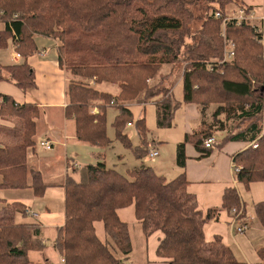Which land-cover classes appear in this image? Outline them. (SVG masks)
I'll return each instance as SVG.
<instances>
[{
  "label": "trees",
  "instance_id": "obj_1",
  "mask_svg": "<svg viewBox=\"0 0 264 264\" xmlns=\"http://www.w3.org/2000/svg\"><path fill=\"white\" fill-rule=\"evenodd\" d=\"M200 27L189 7L192 0H0V49L9 41L22 62L0 64V81L10 80L22 91L35 87V77L27 58L38 48L35 36L57 40V61L71 75L67 84L64 115L75 125L78 141L104 149L111 145L106 133V108L116 109L112 123L116 137L132 147L123 132L132 121L129 105L154 100L156 125L171 127L174 112L181 104H196L200 112L215 105L212 122H201L185 132L176 146V164L184 168L185 146L191 144L201 156L211 152L205 139L219 130V117L236 114V131L226 130L229 139L249 144L233 154L237 183L245 189L264 182V44L252 25H226V34L235 43L231 61L221 62L224 50L220 35L226 6L245 7L241 0H205ZM194 3V1H193ZM182 62V99L173 98L167 78L159 76L163 65ZM116 86L117 93L102 91L100 84ZM99 112L93 114L92 108ZM39 108L34 103L19 104L2 95L0 116L20 123L22 138L17 144L0 147V191L32 188L40 195L45 188L39 171L28 167V153L34 150L35 120ZM243 123V124H242ZM143 147L133 152L140 159L154 140H147L144 117L135 122ZM257 143L253 147L251 143ZM217 144V141L214 143ZM79 182L65 180L64 223L56 247L64 264H128L132 251L128 224L118 211L133 205L134 217L145 236L162 233L157 255L166 264H243L222 237L205 240L204 225L216 219L219 210L243 208L235 187L223 190L220 208L199 210L196 197L188 190L185 172L171 179L157 174L151 166L139 165L125 173L107 167L104 161L86 165ZM23 203L7 202L0 196V264H30L28 253L40 250L39 224L18 221L27 216ZM255 216L264 229V200L254 205ZM103 225L101 239L95 223ZM113 251H116V255ZM264 264V246L256 249Z\"/></svg>",
  "mask_w": 264,
  "mask_h": 264
},
{
  "label": "crops",
  "instance_id": "obj_2",
  "mask_svg": "<svg viewBox=\"0 0 264 264\" xmlns=\"http://www.w3.org/2000/svg\"><path fill=\"white\" fill-rule=\"evenodd\" d=\"M241 1L245 6L253 10L256 15L264 13V0ZM238 7L235 6L230 14L227 8L226 14L231 15ZM3 29L4 24L0 23V30ZM34 40L38 52L29 56L27 62L34 72L35 87L22 91L12 81L1 80L0 101L2 95H8L19 104L34 103L39 108V115L35 120V147L34 150L28 153V167L31 170L40 172L45 188L40 195H36L33 189L29 187L25 189L1 190L0 196L7 202H21L24 206L30 207L38 213L36 218L23 216L18 220L17 216L18 221H36L39 224L42 247L40 250L28 253L30 264H64L61 261L63 256L55 244L64 223L65 180L70 177L74 181L79 182L83 174L82 170L86 165L95 164L97 161L106 163V161L104 149L76 139L74 121L64 115V109L67 104V84L71 79V75L58 65L57 40L43 36H35ZM17 54L13 43L9 41L6 48L0 49V64L12 65L21 63L22 57ZM168 70L169 68L163 74L167 76L164 83H166V86L171 87L172 92V84H170L169 80L172 76L179 75L178 79L181 81L182 72L174 75V69L173 71ZM98 88L112 94L117 93V89L113 87H108V89L111 88L109 90L105 89L104 84L98 85ZM178 110H183L184 114L183 134L191 132L201 122L200 109L196 104H181L175 110L174 117ZM226 130L227 128H223L218 131L221 134L217 135L216 133L214 135L217 144L213 145L211 152L207 155L201 156L191 144H187L185 146L186 160L184 168L177 166L175 156V166L178 169L175 176L183 171L185 172L188 180V190L195 195L197 206L203 213L209 208H220L223 190L226 187L237 188L244 204L241 221L247 222L249 228L242 233H235L231 225L230 212L219 210L217 218L211 219L204 225L205 240L210 241L215 235H219L222 237L223 242L230 246L232 250L234 245V248L240 253L244 261L237 257L234 250L233 252L243 264H262L258 261L256 249L264 245L257 246L254 249L256 259L250 260L244 253L242 244L238 243V238L247 236V238L256 239L262 234L260 230L252 225L253 221L248 217L247 202L241 195L240 190L246 191V199L251 201L253 205L252 215L256 217L254 205L264 200V182H253L248 189L237 183L232 155L246 148L249 144L229 139L222 141ZM21 138L20 123L15 119H7L0 116V147L12 143V141L20 143ZM44 140L51 143L49 150H44L40 147L39 143ZM152 147L156 148V146ZM154 171L156 172L155 169ZM159 173L163 175L161 172ZM51 197L63 200L61 210H54L53 206L45 202V199ZM257 199L260 200L258 201ZM129 235L132 251L127 261L128 264H166L165 259L157 255V247L162 239L160 231H155L145 236L140 226V232L136 229L133 233H130L129 229Z\"/></svg>",
  "mask_w": 264,
  "mask_h": 264
},
{
  "label": "rangeland",
  "instance_id": "obj_3",
  "mask_svg": "<svg viewBox=\"0 0 264 264\" xmlns=\"http://www.w3.org/2000/svg\"><path fill=\"white\" fill-rule=\"evenodd\" d=\"M194 1V3H193ZM206 1L205 0H192V3L189 4V7L193 10L195 19L191 24V27L193 31L197 30L200 27V24L202 22L201 18L204 13V8L206 7ZM237 6L235 4H229L226 6V9L228 8V13L230 14L232 9L234 10V7ZM234 58V57H233ZM231 58V60L233 59ZM229 60V61H231ZM221 61V60H220ZM228 61V62H229ZM172 67V68H171ZM183 63L177 62L173 65H163L161 71H159V76L163 75L165 73V70L169 68V70L174 69L173 74H180L182 72ZM168 70V71H169ZM179 78V75L172 76L170 81V84H172V95L173 98L177 101H181L182 99V84ZM104 84V88L108 89V87H113L115 89L116 86L110 85V84ZM166 84V83H164ZM111 89V88H109ZM108 89V90H109ZM154 100H150L146 102L145 104H142L140 102H134L129 105V108L132 111V121L130 123H127L124 128L123 132L128 135V138L132 144V147H127L124 145L115 134V129L112 125L114 121V117L116 115V109L114 107H107L106 108V133L109 139L112 141L111 145L107 148H104V154H105V161L107 167H113L117 170H120L121 172H126L129 169H133L135 167H138L139 165H147L151 166L156 170V173L163 174L167 179H171L175 176V174L178 172V169L175 166V156H176V146L177 144L182 141V132L184 129V114L183 110H178L176 113V116L173 119V124L171 127H164L159 128L156 125V118H155V106H154ZM215 105H210L205 109V114L202 112L201 115L205 116L206 123H211L212 118L211 114L215 109ZM144 117L145 119V125L147 128V140H154L155 146L158 149V156L155 158L150 159L148 155L146 154L142 158L138 159L133 149L135 146L137 147H143V142L140 139L139 134L136 131L135 128V122L138 118ZM219 124H217V127L219 130L223 128H229L230 131H236L239 129L242 125L239 126L240 120L237 119L236 114L233 115V118H230L229 120H226L224 115H221L219 117ZM243 124V123H242ZM218 130V131H219ZM216 132L217 135L220 133ZM216 133L214 135H216ZM221 134V133H220ZM224 134V133H223ZM224 135H227L226 133ZM10 144H17L15 141H12ZM150 149L155 148L149 145ZM241 195H243L244 200L247 202V215L249 218L252 219L253 223L252 225L261 231V236H259L256 239L247 238V236H242L238 238V243H241L243 246L244 253L247 257H249L250 260L256 259V255L254 253V249L257 248V246L264 245V229L260 226L258 220L256 217L252 215V202L246 199V191L241 189L240 190ZM264 199V197H263ZM258 201L260 199H257ZM45 202L49 204L50 206H53L54 210H61L63 205V200L57 199L54 197L45 199ZM51 204H50V203ZM118 214L122 220H125L128 223L130 233H133L136 229L140 232V224L137 222V220L134 218L133 215V205L128 206L124 208L123 210H119ZM22 216H18V220L21 219ZM27 219V218H24ZM96 231L98 236L101 239H104L106 237L105 231L103 228L102 223L97 222L95 223ZM249 226L247 227V229ZM246 229V230H247ZM237 257L244 261L243 257H241L240 253L234 248ZM116 255L118 253L116 251H113Z\"/></svg>",
  "mask_w": 264,
  "mask_h": 264
},
{
  "label": "built area",
  "instance_id": "obj_4",
  "mask_svg": "<svg viewBox=\"0 0 264 264\" xmlns=\"http://www.w3.org/2000/svg\"><path fill=\"white\" fill-rule=\"evenodd\" d=\"M215 18L221 19V31L220 35L223 39V44H224V50H223V55L221 62L229 61L231 58L234 57L235 54V43L227 37L226 34V25L230 21H234L236 24H241V23H246L249 25H252L255 27L256 31L260 35V39L262 44H264V13H261L260 15H256V13L251 10L247 9L245 7H238L233 11L231 15H226L222 16L220 12L216 11L214 14ZM19 55V54H17ZM93 114H96L99 112V109L97 107H93L92 111ZM262 134H264V129L262 130ZM216 139L214 136H211L204 141V146L209 148L213 147ZM40 147H42L44 150H49L51 148V143L49 141H41ZM253 147L257 146V143H251ZM147 155L150 159L155 158L158 156V150L156 148L148 149L147 150ZM234 171L237 170V167L233 166ZM25 214L30 217L36 218L38 216V213L33 211L30 207H25L24 210ZM231 215V225L233 226V229L235 233H242L245 231L248 227V223L245 221H241V214H242V208L239 209H231L230 211ZM61 261L64 262V258H61Z\"/></svg>",
  "mask_w": 264,
  "mask_h": 264
}]
</instances>
